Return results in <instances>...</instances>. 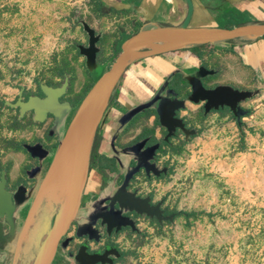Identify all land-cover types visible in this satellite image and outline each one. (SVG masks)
<instances>
[{
    "label": "rangeland",
    "instance_id": "374dc122",
    "mask_svg": "<svg viewBox=\"0 0 264 264\" xmlns=\"http://www.w3.org/2000/svg\"><path fill=\"white\" fill-rule=\"evenodd\" d=\"M97 16L95 0H0V178L4 170L9 186L25 182L24 169L34 163L22 144L49 146L55 138L48 136L50 119L34 121L31 111L20 116L8 103H16L20 92L24 101L41 96L39 85L59 87L67 80L61 100L71 108L54 126L61 135L93 85L77 49L87 45L81 23L96 33L107 30L98 43L106 47L100 60L116 56V46L107 47L126 31L124 20H118L124 14L104 22ZM203 50L219 68L208 84L257 94L242 103L247 113L240 124L228 109L204 114L187 103L185 122L197 133L186 139L178 132L163 146L160 178L145 182L140 176L142 193L151 194L163 216L173 220L140 215L133 220L135 230L129 226L103 237L91 247L102 251L110 245L111 262L105 264H264V77L243 65L238 53Z\"/></svg>",
    "mask_w": 264,
    "mask_h": 264
},
{
    "label": "water",
    "instance_id": "95a60500",
    "mask_svg": "<svg viewBox=\"0 0 264 264\" xmlns=\"http://www.w3.org/2000/svg\"><path fill=\"white\" fill-rule=\"evenodd\" d=\"M185 2L187 3L188 14L182 24L140 30L122 43L121 52L113 62L108 63L109 66H103L97 61L100 53L98 43L101 34L96 33V30L87 23H81L82 30L87 35V45H79L77 49L84 58L86 70L93 77L94 84L85 97L78 102L76 112L72 115L73 117L67 127L64 128L65 130L61 135L58 134L57 145L42 177L37 179L35 175L39 166L26 170L28 178L37 179L36 184L28 190L20 186L17 191H10L6 187V172L1 170L0 242H4L10 237V233L14 230V214L17 208L21 203L31 198L21 231L15 233L18 239L15 258L20 256V242L30 240L34 246L29 255L28 264L52 263L57 246L60 245L70 230L72 223L78 219L81 198L88 176L91 150L99 124L109 106L113 92L133 61L180 50H189L196 46L223 45L235 40L252 42L264 38V23L258 22L230 29L192 27L191 18L194 6L191 0H185ZM210 74L212 75L214 72L210 71ZM203 78L205 76L201 72L195 76H182L181 81L190 87V96L187 100L178 98L172 100V96L175 97L176 92L168 89L167 82L165 87L168 90L164 87L143 104L131 108L125 114L123 121H130L144 110L154 108L160 124L168 129L167 138L172 137L175 129L179 127L186 139H189L197 133V130L188 128L182 118L175 116V111L186 107V102H189L193 104L205 103V113H209L212 109L227 106L236 118V123H239L241 117L247 113V110L240 106V103L257 94V91L240 90L229 85H218L213 89H207L203 84ZM66 88L67 80L59 87L39 85L41 96H28L23 101L20 92L16 103H8V105L18 107L20 116L31 111L33 120L37 122H44L46 118L51 116L53 121L48 131V134L51 135L57 121L71 108L68 101L61 100ZM80 124L82 127L78 142L75 144L76 147H74L71 157L67 158L68 160L65 162L64 155L70 143L71 132ZM22 147L31 157H35L39 161L49 154L40 142L23 143ZM63 162H65V167L62 166ZM142 166L146 167L150 173L152 164L139 162L135 170ZM155 169L154 171H156ZM154 174L160 175V170ZM127 194L126 199L119 196L112 200L111 204L115 201L118 203L116 216L112 215L110 210L97 214V218H100L102 223L107 224L109 231L113 228L114 223L117 224L116 232L127 226L135 230L134 221L129 216H124V213L131 211H135L138 215L156 218L159 222L173 220V216L164 217L160 209L161 204H151L149 197L140 198L134 193ZM102 207L106 209L105 206ZM5 224L10 227L9 233L4 231ZM82 227H79L78 235L86 234V232H82ZM90 238H94L92 234H90ZM110 262L107 254L92 256L79 252L75 256L74 264H105Z\"/></svg>",
    "mask_w": 264,
    "mask_h": 264
},
{
    "label": "crops",
    "instance_id": "0c3cea01",
    "mask_svg": "<svg viewBox=\"0 0 264 264\" xmlns=\"http://www.w3.org/2000/svg\"><path fill=\"white\" fill-rule=\"evenodd\" d=\"M191 1L194 6L191 18L192 27L230 29L249 23H264V0ZM95 2L101 4L102 7L109 12L106 16H97L102 19V22H104L103 19L109 15L124 14L125 16L118 20H124L127 26L126 31L115 38L116 44H114V42V46L111 43L107 47L112 51L116 46V56L114 58L110 57L100 60L99 55L101 54V50H104L103 48L106 47L98 45L100 53L98 54L97 61L101 65L106 66H109L108 63L113 62L121 52L122 43L140 30H148L157 26H178L185 21L188 14V7L185 0H95ZM93 29L95 30L94 27ZM105 32H107L105 27H101L99 30L101 39L105 38ZM206 47H211L218 51L230 50L238 53L239 60L243 65L250 66L255 71H260L262 77H264V38L252 42L235 40L223 45H202L199 49H194L195 47H193L189 50H180L133 61L113 92L109 106L99 124L94 138L88 176L81 198V209L78 219L75 221L77 222L78 230L80 226H83L81 229L82 232L87 233L92 231L93 234V216H96L95 209H99V207L102 206V201L99 199V201H97L98 203L94 205V207H91L89 200L92 198V195L98 194L101 190L104 168L108 167L111 163L113 164L114 160L120 161L126 150L124 145L130 143L133 140L132 138L140 134L146 128H150L154 120L153 116L150 120H147V115L141 112L130 121L125 122L123 121L125 114L134 106L143 104L153 97L156 92L166 86L167 82L169 84L173 75L177 73L181 77H187L192 75L195 76L198 72H201L206 78L204 85L211 88L212 85L210 82L208 84L207 79L217 75L219 68L209 61L206 54H202L205 51L203 48ZM210 71H213L214 74L211 75ZM92 80L94 84V79ZM175 82L176 80H174V83ZM218 85L219 84H217V86ZM226 85L232 86L230 84ZM165 89L167 88L165 87ZM181 115L187 118L185 112H182ZM139 118L141 119L138 121ZM47 119H50L49 131L53 118L48 117L45 120ZM159 130L158 128L157 131ZM48 136H53L55 138L54 144L46 146L40 142L43 148L49 152L47 157L53 153L58 142V134L56 135L55 132H52L51 135L48 134ZM96 141H100V143L96 144ZM94 153L96 155L98 154L101 160L97 165L92 164ZM47 157L41 161L36 158L37 163L26 168L25 174L27 169L39 166V170L35 175L37 179H40L49 165L50 160H47ZM29 179L33 180L31 187L37 183L36 178ZM30 202L31 198L21 203L17 208L14 214V230L10 233V237L4 242H0V264L29 263V255L34 246L30 240L20 242L21 250L18 258H15V253L18 242L16 234L21 231L24 219L30 207ZM24 204H26L25 208L23 207ZM74 229L75 228H73L64 239L65 242L61 245L58 253L59 257L54 258L51 264H66L63 260L66 259V257L68 258V256L72 259L68 260L67 263L74 264L77 254L73 252V255H69V253L75 251L76 247L81 242L79 238H74L73 241H71ZM4 231L6 233L10 232L9 225H4ZM83 235H78L77 232L78 237H83Z\"/></svg>",
    "mask_w": 264,
    "mask_h": 264
},
{
    "label": "flooded vegetation",
    "instance_id": "af4514ba",
    "mask_svg": "<svg viewBox=\"0 0 264 264\" xmlns=\"http://www.w3.org/2000/svg\"><path fill=\"white\" fill-rule=\"evenodd\" d=\"M174 80H176L175 83H174ZM181 80H182V77L177 73L173 75V78H171L168 84V89H171L176 92V96L175 97L172 96V100H174L175 98H178L180 100H187L190 96V87L188 85H185ZM205 80L206 78L202 80L203 84ZM204 86L207 89H213L217 87V85L212 86L211 88H208L206 85ZM156 93L154 95H156ZM243 102L240 103V106H242ZM190 104L193 106H199L200 107L199 109H201L204 114H208V113H205V108H204L205 103H200V104L190 103ZM224 109H228L229 112H231V110L227 106L220 107L219 109H212L210 112L222 111ZM186 110H187V106L182 109H177L175 111V116L178 118L179 117L182 118L185 125L189 127L185 122L187 120L186 116L181 115V113L185 112ZM142 113L147 115V120H150L152 116L154 117L151 127L146 128L140 134L132 138L133 140L130 143L124 145L126 150L124 151V156L121 157L120 161L114 160L113 164L111 163L110 165H108V167L104 168L103 173H102L103 180H102L101 190L98 192V194L92 195V198L89 200V202H90V206L94 207V205L98 203L97 201L101 199L102 206H105L106 209H104L102 206H100L99 209L98 208L95 209L96 216L95 215L93 216V221H94L93 234H92V231H89L86 234H84L83 237H78L77 236V232H78L77 222L72 223V226L70 227V230L68 231L69 233L71 232L73 228H75L71 241H73L74 238H79L81 239V242L78 244L75 251H72V253H69V255H73V252H75V254L82 252L85 255L98 256V255L107 254L108 258L110 257L111 254L109 253L111 249H107L110 247L109 244L104 245L105 248L102 251H96L91 246L92 245L97 246L98 244H100V241L102 240L103 237L105 236L111 237L113 234L117 233L116 232L117 224L114 223L113 228L109 231L107 224L102 223V220L100 218H97V214L104 212V211L108 212L109 210L111 211L112 215L116 216V212L118 209V203H116L115 201L113 204H111L112 200L115 197L121 196L126 199L128 196L127 193H134L136 196L140 198L150 197L151 199L150 203L153 205L154 203L156 204V202L153 201L151 194L142 193L141 187L143 186L144 183L142 182V180H140L141 179L140 176H142L145 179V182H148L151 180L152 177L160 178V176L164 174V171H160V175L154 174V172L156 171L159 172V169H157V167L164 169L163 168L164 165L159 164V161H158V156L160 154V151L162 150L165 144L171 143L170 141L171 138L175 137L178 132L183 133V131L179 127H177L175 129L174 135L172 137L167 138L168 129L166 127H163L160 124L159 117H158L156 110L154 108H149V109L144 110ZM154 122L156 125L154 124ZM158 128L160 129V131H157ZM99 143L100 141H96V144H99ZM28 156L30 157L29 154ZM32 159L34 160V163L32 165L36 164L37 159L36 158H32ZM100 162H101L100 157L98 156V154L97 155L95 154L94 158H92V164L97 165ZM139 162L143 164L149 162L150 164H152V166H150V173H148V171L146 170V167L144 166L135 170L138 167ZM153 168L154 169L156 168L155 169L156 171H154ZM24 176H25V182L19 180L15 184L14 187L9 186V177H8L7 186H6L7 189L13 192L20 189V186H23L25 189H29L32 185L33 180L27 178L25 174V169H24ZM26 181H30V183H26ZM124 216H129L132 220H135L136 218L141 217L140 215L136 214L135 211L124 213ZM164 216L167 217L169 215L164 212ZM135 223H136V220H135ZM129 228H130L129 226L122 227L118 231V233L124 231L125 229H129ZM68 233L65 235L64 239L66 238ZM90 234H92V237L94 238H90ZM97 238H99V240H97ZM64 239L62 240L60 245L57 246L54 258L59 257L58 253H59L61 245L64 243ZM71 259L72 258L68 256V258L66 257V259L63 260V262L68 264L67 263L68 260H71Z\"/></svg>",
    "mask_w": 264,
    "mask_h": 264
},
{
    "label": "bare ground",
    "instance_id": "6f19581e",
    "mask_svg": "<svg viewBox=\"0 0 264 264\" xmlns=\"http://www.w3.org/2000/svg\"><path fill=\"white\" fill-rule=\"evenodd\" d=\"M83 119H84V116L82 117V122H83ZM81 127H82V124H80V126L76 127L71 132V135H70V143H69V145L67 147V150H66V153L64 155L65 162L71 157V155L73 153V150H74V147H76L75 144H77V142H78L79 134H80V131H81ZM65 162L62 163V166L63 167H65Z\"/></svg>",
    "mask_w": 264,
    "mask_h": 264
},
{
    "label": "trees",
    "instance_id": "16d2710c",
    "mask_svg": "<svg viewBox=\"0 0 264 264\" xmlns=\"http://www.w3.org/2000/svg\"><path fill=\"white\" fill-rule=\"evenodd\" d=\"M96 5H97V10H98V13H99V15L100 16H106L109 12L105 9V8H103L102 7V5L101 4H99L98 2H96ZM237 124H240V122L239 123H237ZM242 136V135H241ZM196 213H190V214H187L186 215V217H191V216H194ZM109 254H113V251H110V253Z\"/></svg>",
    "mask_w": 264,
    "mask_h": 264
}]
</instances>
